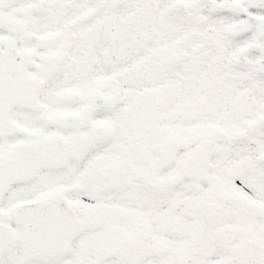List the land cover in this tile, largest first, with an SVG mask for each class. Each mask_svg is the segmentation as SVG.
I'll return each instance as SVG.
<instances>
[{
  "label": "snow or ice",
  "instance_id": "1",
  "mask_svg": "<svg viewBox=\"0 0 264 264\" xmlns=\"http://www.w3.org/2000/svg\"><path fill=\"white\" fill-rule=\"evenodd\" d=\"M0 264H264V0H0Z\"/></svg>",
  "mask_w": 264,
  "mask_h": 264
}]
</instances>
